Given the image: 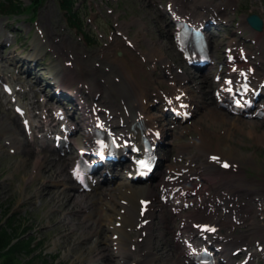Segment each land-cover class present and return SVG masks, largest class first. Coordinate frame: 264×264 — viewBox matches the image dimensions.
I'll return each mask as SVG.
<instances>
[{
  "label": "rangeland",
  "instance_id": "rangeland-1",
  "mask_svg": "<svg viewBox=\"0 0 264 264\" xmlns=\"http://www.w3.org/2000/svg\"><path fill=\"white\" fill-rule=\"evenodd\" d=\"M27 1V0H26ZM90 2H93L89 0ZM242 1V0H241ZM53 5H57V2L54 0L51 1ZM148 3L145 0H121V8L125 9L126 13L128 12V17H139L142 16L144 20H147L151 23V19H154L155 14L151 12V10L145 6L143 12L147 13V16L143 15V12H141L140 6ZM248 2L241 3V7L248 8L249 5L251 7H256V9H251L250 11H256L259 9H264V0H257L255 2L256 5L253 4H247ZM260 7V8H257ZM260 14H262L261 10L257 11ZM240 13H244L245 11L240 10ZM163 31L166 32V28L161 23ZM134 28L132 31L135 34L140 33L139 25L136 24V26H133ZM136 29V30H134ZM161 41L164 43L165 47H163L165 52H169L173 54V49L171 47V42L169 41L167 36H162ZM169 47V50L166 48ZM95 52V50H93ZM95 56V55H92ZM11 111V110H10ZM12 112V111H11ZM11 112L4 109V114L0 113V116H3V121L0 124V131L3 129L4 125H2L4 122L6 123L7 120L11 116ZM245 125H243L244 127ZM248 128V127H247ZM239 136V130L235 131L232 136L231 140L237 139ZM241 138V137H240ZM242 138H248L251 139L250 136H248L247 133L243 134ZM259 147H262V145H259ZM5 149H8L7 146ZM259 151L264 153V148H260ZM7 153H2V150L0 149V213L5 212L6 208H9L7 211H12V213L18 214L19 217H26L27 223L26 227H30L32 230V234L36 235L38 237V240L41 239L44 244L46 245V253L47 261L51 264H74V255H65L64 251L61 248H56L54 241H55V225L63 220V216L56 214V217L52 220H50V207L46 206V204L42 206H37L36 204H33L31 199H26L24 197V194H31L32 191L29 189L28 184L25 185V178L28 177V173L31 170L32 164H24L22 162V159L20 158V155H12V156H1ZM21 159V160H20ZM25 188V189H24ZM39 201L37 197H34V201ZM0 214V215H1ZM54 216V215H53ZM51 223L49 225L48 223ZM56 257V259L54 258ZM21 261H24V257L18 258ZM39 262V263H38ZM32 264H42L40 260L36 259V263L34 261Z\"/></svg>",
  "mask_w": 264,
  "mask_h": 264
},
{
  "label": "bare ground",
  "instance_id": "bare-ground-1",
  "mask_svg": "<svg viewBox=\"0 0 264 264\" xmlns=\"http://www.w3.org/2000/svg\"><path fill=\"white\" fill-rule=\"evenodd\" d=\"M27 100H32V99L30 98V99H27ZM31 104H33V102H31ZM8 126H9V123H8ZM19 131H20L19 127L15 124L14 133L19 132ZM27 155L29 157L33 156L31 151L29 150V148L27 146H25V156H27ZM42 162H43V159H41V158L35 159V164L36 165H41ZM53 166H55L59 170V172L62 174L61 176H63L62 168L59 167L57 164H54ZM61 166H63V163H61ZM40 169L41 168H38L39 171H37V173H40ZM34 177L35 176L30 175V178H34ZM68 183L69 182H65L64 185H67ZM122 186H124L123 183H122ZM48 191H49V189L47 188V186H45L43 188H39V191H38V193L36 195H39L40 192H46L48 194ZM59 194H60V192H55L54 196L59 195ZM62 194H63V196H65L64 197L65 200L68 201L69 197L65 193H62ZM42 196L46 197V196H51V195L50 194H48V195L42 194ZM70 197L74 201L77 200V199H75L72 196H70ZM30 198H33V197L31 196ZM47 198H50V197H47ZM94 198H97V196L94 197ZM128 214H129L128 216L130 218V221L133 223L134 213L133 212H128ZM122 217L125 218L124 215H122ZM107 220L110 221L111 219H109V215L107 213H105L104 217H98V222H96V223H87L85 230L82 232L83 237H86V239H88L91 242V245H92V247L94 248L95 251H98V253H100L102 251V250H100V248H102L104 250V252H105L103 257H98L97 258L95 264H115V261H116V255L113 252L110 251V244L107 242V237H109L108 232H110L109 225L112 224V223H108L106 225L104 222L107 221ZM106 226H107V228L105 229ZM93 228H96V229L93 230ZM116 232H120V228H118V227H116L114 225V233H116ZM73 234H75V232L68 234V236H71ZM105 236H106V239H105ZM73 240H74V238L70 237V238H67L65 241H63L62 243H64V248L65 249L68 247L65 250V252H72L73 254H75V259L77 260V262H79L81 264V262H82L81 261V255L78 256V254L76 252L85 253V252H87V249L84 248L83 246L75 247V244L73 243ZM118 243H121V241L118 240ZM121 245L123 246V243H121ZM55 246H57V243H55ZM126 251L127 252H121V255H123V258H130L131 255L134 253L132 251L128 252L127 248H126ZM151 252H153L154 254L156 253L155 251H151ZM96 256H97V254L94 252L92 254V257L90 258V261L94 260V258H96ZM143 256H145V255L142 254V253L136 254L133 257V262H137L138 263L140 261L141 257H143ZM144 260H145V262H147L146 259H144ZM83 264H85V262Z\"/></svg>",
  "mask_w": 264,
  "mask_h": 264
},
{
  "label": "trees",
  "instance_id": "trees-1",
  "mask_svg": "<svg viewBox=\"0 0 264 264\" xmlns=\"http://www.w3.org/2000/svg\"><path fill=\"white\" fill-rule=\"evenodd\" d=\"M19 227H14L11 230V233H8L6 230H0V256L2 254L3 258L0 257V264H18V260L16 259V255L26 251L28 254L31 253V242L27 239H20L18 243L13 245L9 250L2 253V249L5 248L13 235H18L16 230Z\"/></svg>",
  "mask_w": 264,
  "mask_h": 264
},
{
  "label": "snow or ice",
  "instance_id": "snow-or-ice-1",
  "mask_svg": "<svg viewBox=\"0 0 264 264\" xmlns=\"http://www.w3.org/2000/svg\"><path fill=\"white\" fill-rule=\"evenodd\" d=\"M225 167H227V165H225Z\"/></svg>",
  "mask_w": 264,
  "mask_h": 264
}]
</instances>
